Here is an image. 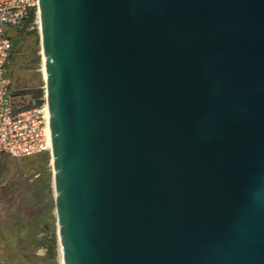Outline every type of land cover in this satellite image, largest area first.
Returning a JSON list of instances; mask_svg holds the SVG:
<instances>
[{
  "label": "water",
  "instance_id": "1",
  "mask_svg": "<svg viewBox=\"0 0 264 264\" xmlns=\"http://www.w3.org/2000/svg\"><path fill=\"white\" fill-rule=\"evenodd\" d=\"M38 17L62 264H264V0Z\"/></svg>",
  "mask_w": 264,
  "mask_h": 264
},
{
  "label": "rangeland",
  "instance_id": "2",
  "mask_svg": "<svg viewBox=\"0 0 264 264\" xmlns=\"http://www.w3.org/2000/svg\"><path fill=\"white\" fill-rule=\"evenodd\" d=\"M35 20L22 32L14 28L5 32L11 41L24 39L7 70L12 94L28 107L46 104L39 21ZM50 161L49 153L19 160L0 154V236L11 239L0 243L4 255L0 264H61ZM48 172L50 176L41 179ZM52 230L55 245L49 250L42 238H49Z\"/></svg>",
  "mask_w": 264,
  "mask_h": 264
},
{
  "label": "built area",
  "instance_id": "3",
  "mask_svg": "<svg viewBox=\"0 0 264 264\" xmlns=\"http://www.w3.org/2000/svg\"><path fill=\"white\" fill-rule=\"evenodd\" d=\"M39 0H0V154L13 159H24L51 153L47 105L23 108L11 92L7 66L11 40L6 30L25 29L26 21L38 17Z\"/></svg>",
  "mask_w": 264,
  "mask_h": 264
},
{
  "label": "trees",
  "instance_id": "4",
  "mask_svg": "<svg viewBox=\"0 0 264 264\" xmlns=\"http://www.w3.org/2000/svg\"><path fill=\"white\" fill-rule=\"evenodd\" d=\"M33 21H34V14H31L29 19L26 21L25 29L28 28L30 26V24L33 23ZM37 38H38V36H37ZM36 156H38V155H36ZM10 240L11 239H4L3 237L0 236V243L3 242L4 244H8L10 242ZM42 241L44 242V244L47 245L46 247H48L49 250L52 249L54 247V245H55L53 230H52V233H51L50 237L49 238L43 237ZM3 256H4L3 253H0V259L3 260V258H4ZM23 258H25V257H23Z\"/></svg>",
  "mask_w": 264,
  "mask_h": 264
},
{
  "label": "crops",
  "instance_id": "5",
  "mask_svg": "<svg viewBox=\"0 0 264 264\" xmlns=\"http://www.w3.org/2000/svg\"><path fill=\"white\" fill-rule=\"evenodd\" d=\"M15 97V96H14ZM15 99H17L20 103L19 106L23 107V108H27L28 106L25 105V101L24 99H22L21 97H15Z\"/></svg>",
  "mask_w": 264,
  "mask_h": 264
},
{
  "label": "bare ground",
  "instance_id": "6",
  "mask_svg": "<svg viewBox=\"0 0 264 264\" xmlns=\"http://www.w3.org/2000/svg\"><path fill=\"white\" fill-rule=\"evenodd\" d=\"M44 75H45V73H44V65H43V60H42V76L44 77ZM46 111H47V114H48L47 107H46ZM60 253H61V251H60ZM61 264H62V256H61Z\"/></svg>",
  "mask_w": 264,
  "mask_h": 264
},
{
  "label": "flooded vegetation",
  "instance_id": "7",
  "mask_svg": "<svg viewBox=\"0 0 264 264\" xmlns=\"http://www.w3.org/2000/svg\"><path fill=\"white\" fill-rule=\"evenodd\" d=\"M23 40H24V39H23ZM23 40H22V42H23ZM15 53H16V52H15ZM15 53L13 54V56L15 55ZM13 56H12V57H13ZM10 59H11V58H10ZM10 59H9V60H10Z\"/></svg>",
  "mask_w": 264,
  "mask_h": 264
}]
</instances>
